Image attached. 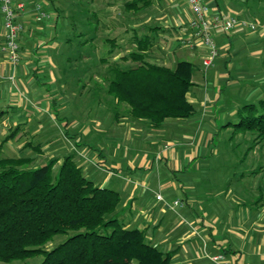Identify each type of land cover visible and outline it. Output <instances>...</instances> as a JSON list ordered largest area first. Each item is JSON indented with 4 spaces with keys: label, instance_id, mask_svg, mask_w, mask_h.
<instances>
[{
    "label": "crops",
    "instance_id": "crops-1",
    "mask_svg": "<svg viewBox=\"0 0 264 264\" xmlns=\"http://www.w3.org/2000/svg\"><path fill=\"white\" fill-rule=\"evenodd\" d=\"M16 2H23L25 9L18 17V20L23 26L18 39L21 57L14 66L8 62L3 52L4 29L3 16L0 12V110L6 111L0 120V124L5 119L10 120L12 124L25 122L28 118H26L25 121L23 119L20 120L18 119L19 117L12 112H16L19 109H28L31 111L34 110L33 113L36 114L39 111L37 109L41 107L40 105L43 106L45 104V106L47 105L46 107L54 113L53 115L57 120H61V118L65 120L64 126L68 118L60 115L59 94L57 95L56 90H51V88L47 90L46 88L48 85H52V81L46 73V68L52 65L51 59H53L52 56H54V50L57 46V41L55 39L53 40L55 36V21L48 20L50 16L38 20L35 10L36 3L41 2L44 6L48 7L50 5V0H14V3ZM205 2L210 8V14L234 13L232 9L228 7L227 2L222 3L218 0H205ZM131 10L138 16V19L128 21V29L133 28L141 30V28H145L146 26V31L144 30L138 36H150L153 46L154 42L157 43V41L161 39H163L166 44L164 48L162 47L164 51L161 57H154L157 59V63L173 67L177 61H180L170 59L169 57L171 48L168 36L175 35V39L181 46L189 48L188 51H185L181 55L186 57L188 54L190 55L189 58L193 59L183 58L181 60L194 63L197 72L201 76L200 79L202 80V77L204 78L211 67L205 69L203 66V59L207 55V48L201 51V44L196 43L192 47H189L184 46L181 41L182 39L191 37L190 35L192 32L188 26V22L191 18V11L186 0H150L149 3L144 6L139 2L137 8ZM138 13L140 15H138ZM239 17L253 21L245 15L239 14ZM258 23H264V21L259 20ZM152 27L158 28L152 30ZM240 27L242 26H236L234 27L235 29H233L239 30ZM256 31L258 32L257 38L251 37L248 33L242 35L239 34V31H235L234 34L232 32L229 33V31L223 32L221 28H215L213 36L218 48V53H220L216 64L221 62L223 65H227V69L230 71L233 69V65L230 62V58L235 55H233L234 52H230L233 45L232 39L235 41H248L249 43L251 41H259L262 45V50H264V30L259 28ZM224 35L229 38H225ZM194 59H197V62H195ZM159 60L161 61L159 62ZM214 66L216 65L213 64L211 68ZM262 72L264 71L254 70L250 72L249 75L251 74L252 77L257 78V75ZM198 73L196 75L194 71L192 76L194 84L187 94L188 100L195 107V114L186 119H169L164 123L162 128L157 131H150L147 134V141L150 147L148 151H153L155 154V168L158 170L161 168L160 162H165L164 166L167 167V169L175 173H181V176H187L188 173H185V170L188 172L191 164L197 162V167L199 165L200 167L203 166L205 161H199L198 158L204 157L205 153L209 152L204 148L210 145L208 141L210 139L209 135L218 132V121H221V124H223L228 120H234L236 110L242 105V102L238 100L234 101L237 92H243V96L247 97L246 99L249 98L253 100L252 102H256L264 97L263 95L258 98L255 96L256 93L252 95L251 87L245 89L247 82L253 86L257 85L256 78L245 81V77L247 76L243 74V81L241 79L239 80V78H232L230 74L222 72L219 75V80L217 79V84L215 83L219 85L218 90L215 91L214 94L211 93L213 96L211 100L208 101L206 94L202 93L201 95L203 90L199 88ZM252 82L254 84H252ZM231 90H235V92L231 94ZM223 92H227L229 97L231 95V99H228L229 101L225 100V102H220L218 106V99ZM28 93L31 95V99H29ZM32 99L38 105H31L30 101H32ZM53 101H55L54 104ZM97 103L99 102L96 101V104ZM56 112L59 113V117L56 115ZM193 123H199L200 126L194 129ZM169 125H174L175 127L172 128V126ZM202 125L205 126V130H202ZM135 126L129 125L126 133L123 131V128L116 129L114 135L107 134L105 138L103 137L99 140L98 137L90 142L84 138L83 133L79 134V131H76L78 135L77 138L79 137L80 139L79 146L81 147V151H76L78 154H81L82 157L80 159L82 161H78L77 158L75 160L82 168L85 160H91L99 166H106L107 170L112 173L111 176L117 178H121L119 174L123 175V173L127 172L132 173L137 167L142 170L145 169L143 171L144 173L139 176L142 180L137 181L135 187L141 183L145 185V180L150 177V171L147 169L149 167L152 168V165L147 163L146 153L148 151H145L146 153L144 154L140 148H136L133 145L134 148H131L132 151L130 152V142L127 140L129 134L135 131H142L140 126ZM64 129L65 132L66 130L74 132L71 131L72 127L70 129L64 127ZM166 137L171 139L173 143L162 142ZM11 139L12 138H10L9 141ZM203 139H207L205 144H202ZM73 140L75 141L76 138ZM108 143L112 145V151L107 150ZM53 150L56 151V149ZM107 155L110 159L109 162L108 159H106ZM158 157L160 158L159 160ZM185 186L188 187V191L186 190L183 198H181L182 205H174V201L171 202L169 199V192L158 193L161 195L162 200L158 199V201L155 202L151 200L145 203L142 200V192L138 191L136 194L134 190H131L127 194L125 193L124 199L121 202V207L125 208L130 206L131 208H137L139 207L138 201H140L139 212L141 217L139 219H130L128 223H138L140 225L139 228L145 230L146 238L152 244L156 245L164 252L171 251L173 254L170 264H195L198 259L197 250L200 248L201 243L203 244V250L208 252L210 257L222 255L225 259H228L230 264H245L242 253L247 245L252 246V248L256 244L264 247V240H257L258 234H264V221L259 223L257 219L258 212L263 209V204L261 209L257 207L259 203L257 200L259 197L255 200V206L253 208L252 205L250 206L247 202L243 201L241 191L228 187L226 195L224 196L226 199L224 198L221 202H209L208 199L195 196L194 192L190 191L193 187V182H188ZM160 189L159 191H161ZM167 190L168 188L166 187V191ZM228 193H234V195L232 197L227 196ZM178 217H180V219H178ZM197 246L199 247L196 248Z\"/></svg>",
    "mask_w": 264,
    "mask_h": 264
},
{
    "label": "rangeland",
    "instance_id": "rangeland-1",
    "mask_svg": "<svg viewBox=\"0 0 264 264\" xmlns=\"http://www.w3.org/2000/svg\"><path fill=\"white\" fill-rule=\"evenodd\" d=\"M57 1L66 9L65 13L69 15H71L70 13H73L72 15L75 17H79L81 16L80 14H82L83 21H86V16L89 12L96 13L99 18L98 28L95 31L96 38L88 52H84V54H82L81 57H78V59L65 63L67 53L70 55H75L77 53L76 51L74 52L76 49L65 48V52L67 50L69 51L64 55L57 53L52 56V65L46 68V73L52 81L51 90H56L57 95L59 94L60 115L67 117L69 122L67 121L63 126L65 120L62 118L61 120H57L53 115L54 113L51 112L45 104L43 106L39 104L41 107L40 109H37L39 111L36 114L33 113L34 110L31 111L28 109H19L16 112H12L19 117L18 119H23L25 121V119L28 118V120L12 124L10 120L5 119L0 124V144L2 143L0 147V157L33 155L35 156V164L47 162L51 157H59L60 163L62 160L61 158L64 155L74 153L75 159L77 158V160L81 162L82 160L80 158L82 156L76 151H81V147L77 145L73 139L67 136L64 127H68V129L72 127L71 131H74L75 133L76 131H79V134L83 133L84 138L90 142L98 137L99 140L103 137L105 138L107 134L114 135L116 129L123 128V131L126 133L129 125H136L135 127L140 126L142 128V131H135V134L133 132L129 134L127 140L130 142V152L135 146L136 148H140L145 154V151L150 149L149 142L147 141V134L152 130H148L141 123L134 121L128 116H120L118 120L113 118V110L111 108L113 102H111L110 96L105 92L107 81L102 80V78L113 61L116 60L120 65H124L120 55H128L136 49L134 35H139L144 30L146 31V26L145 28H141V30L133 28L128 29V21H131L132 19L137 20L138 16L135 15L132 10H128L125 6L126 0H79V3L77 4L76 0ZM218 1H221L222 3L227 2L228 7H230L234 13L240 12V15H245L256 22H259V20L264 21V0ZM38 4H41L42 9L47 14H50L48 20L56 19L57 16L55 17L53 6L49 5L46 7L41 2H38ZM138 15L140 14L138 13ZM63 19L64 18L60 20V25L62 24ZM234 29L230 30L229 33L232 32L235 34V31H239V34L242 35L248 33L251 37L257 38L258 36L256 30H251L247 27H240L239 30ZM212 32H214V30ZM224 37L229 38L226 35H224ZM111 38L117 43V46H115L114 49V55L110 56L107 62L101 63L99 60L100 54L109 47V43L106 44L105 40ZM168 38L171 48L169 51L170 59H191L188 54L186 57L181 55L185 51H188L189 48L181 46L175 39V35H170ZM75 43H77V41H75ZM232 44L230 52H234L233 55H235L230 58V62L233 65L231 71L227 69V65H223L221 62L216 64L220 53H218L214 62V65L216 66L213 68H211V66L204 78L202 77V80L200 79L201 76L197 72V69L195 70V74L197 75L198 73V80L200 83L199 88L200 90H203L201 95L202 93L206 94L208 101H210L213 96L211 93L214 94V92L218 90L219 85L216 84L220 78L219 75L222 72L230 74L232 78H239V80L241 79L243 81L244 79H242V76L244 74L247 76L245 77V81H249L251 78H256L252 77L251 74L249 75L250 72L254 70L264 71V50H262V45L259 41H251L249 43L248 41H235L232 39ZM165 46L166 44L163 39L157 41V43L154 42L153 48L150 49L148 60L158 62L154 57H161ZM205 48L206 47L201 45L200 50L204 51L206 50ZM161 60H159V62ZM194 61L197 62V59H194ZM83 69H88L85 75H81V73L79 74ZM77 73L79 77H82L81 80L79 77H76L77 75L75 74ZM93 73H97L95 79L102 83L101 86L96 84L95 80L89 79V75ZM263 77L264 72L261 74L259 73L256 78L258 84L253 86L247 82L245 89L251 87L252 95L256 93L255 96L260 98L264 95ZM252 84L254 83L252 82ZM233 92H235V90L230 91L231 94ZM27 95L29 99L32 98L29 93ZM230 97L227 92H223L218 99V106L220 102H225V100L227 101L228 99L230 100ZM96 98L100 99V102L97 104ZM234 98V101L238 100L242 102L241 104L253 101L249 98L246 99L247 97L243 96V92H237ZM30 103L31 105L36 104L33 99ZM123 109L124 106L120 108V114H123ZM219 111L222 112L221 110ZM221 123V121H218V126H220L218 132L216 130V134L212 133L209 135L211 139L208 140L210 145L204 147L209 152H206L204 157L198 158L199 161L204 160L205 164L201 167L200 165L197 167V162L195 163L196 165L191 164L189 171L187 172V170H185V173H188L187 176H181V173H175L167 169V167L164 166L165 162H160L161 168H159V170L155 168L156 159L153 151H148L146 153L147 163L152 165V168L149 167L147 169L150 171V177L145 180V185H142L141 183L135 187V183L142 180L139 176H141L145 170H142L139 167L133 170L132 173L127 172L123 173V175L119 174L121 178L111 176L112 173L107 170L106 166H99L91 160H85L83 165L84 169H82L84 174L91 178L96 185L117 190L121 196V202L124 199L125 193L127 194L131 190H134L136 194L138 191H141L142 200L145 203L151 200H154V202L158 201V199L156 200V195L160 192H169V199L173 202L174 199L183 198L185 194L184 192L186 190L188 191V187L185 186L188 182H193V187L190 191H193L195 196H201L208 199L209 202H221L224 198L226 199L224 196L226 195L228 187H232L234 190L237 189L241 191L243 201L247 202L250 206L252 205L253 208L255 206V200L259 197L257 207H260V209L263 207V209L258 212L257 219L258 222L261 223L264 221V140L253 146L252 136L249 133L243 134L238 132L233 134L232 127L227 129L222 128ZM169 126H172V128L175 127L174 125ZM198 126H200L199 123H193L194 129H197ZM16 127H18L17 135H15L16 137L14 136L10 141L7 140L3 142V139H5V137ZM202 130H205L204 125H202ZM206 141L207 139H203L202 144H205ZM162 142L173 143L168 137ZM107 147L108 151H112L113 147L110 143L107 144ZM53 149H56V151ZM159 157L158 160L160 159ZM106 159H108V162L110 161L108 155L106 156ZM166 187L168 188L167 191ZM159 189L161 191H159ZM233 195L234 193L227 194V196L231 197ZM138 202L139 207L137 208H131L130 206L124 208L121 207V205L116 213L118 220L126 227L139 228L140 226L138 223H128L130 219H139L141 217L139 212L140 201ZM178 219H180V217H178ZM258 235L257 240H264V234ZM64 238L65 236L61 234L55 236L54 239L50 241V243H54L48 244L47 247L49 248L63 241ZM202 246L203 244L201 243L200 248L197 250L198 259L195 264H218L210 259V254L204 251ZM198 247L199 246L196 248ZM242 255L245 264H264L263 246H258L256 244L252 248V246L247 245L244 248ZM42 258L43 255L39 254L24 260L16 259L10 262H0V264H37Z\"/></svg>",
    "mask_w": 264,
    "mask_h": 264
},
{
    "label": "trees",
    "instance_id": "trees-1",
    "mask_svg": "<svg viewBox=\"0 0 264 264\" xmlns=\"http://www.w3.org/2000/svg\"><path fill=\"white\" fill-rule=\"evenodd\" d=\"M149 1L127 0L125 4L131 10L137 8L139 2L144 6ZM49 3L57 16L54 55H64L69 51L65 52L66 49L72 48L77 53H67L65 63L78 59L90 50L96 38L97 14L89 12L83 21L82 14L75 17L73 13H65L66 9L57 0ZM60 18H64L61 25ZM105 41L109 47L100 54L101 63L114 55L117 46L113 38ZM134 41L136 49L128 55H120L124 65L113 61L102 78L107 81L105 92L113 102L114 119L128 116L148 130L157 131L169 119L193 116L195 107L187 94L194 84V63L180 60L169 67L149 61L152 38L136 34ZM87 70L79 74L85 75ZM96 74H90L89 79L101 86L95 79ZM75 75L79 77L78 73ZM122 106L123 114H120ZM5 113L0 110V120ZM56 115L59 117L58 112ZM221 127H232L233 134L249 133L253 146L263 141L264 97L242 104L236 110L235 119ZM17 132L18 127L3 142ZM66 134L80 144L77 133L66 130ZM61 159L59 163V157H51L47 162L35 164L33 155L0 157V262L42 254L37 264H170L171 251L164 252L152 244L144 229L126 227L118 220L116 213L122 203L117 190L96 185L84 174L74 153ZM59 234L65 236L64 240L48 248Z\"/></svg>",
    "mask_w": 264,
    "mask_h": 264
},
{
    "label": "built area",
    "instance_id": "built-area-1",
    "mask_svg": "<svg viewBox=\"0 0 264 264\" xmlns=\"http://www.w3.org/2000/svg\"><path fill=\"white\" fill-rule=\"evenodd\" d=\"M191 11V18L188 26L191 29V37L182 39L184 46L192 47L194 44H201L207 48V55L203 59L204 68H209L214 64L218 55V48L213 36L215 28H221L228 32L236 26L247 27L251 30L261 28L264 30V23L250 21L239 17L236 13H213L210 14V8L205 0H186ZM25 9L23 2L14 0H0V12L3 16L4 45L3 52L8 62L14 66L20 60V47L18 43L19 36L23 29L22 23L18 20L19 14ZM36 18L42 20L49 15L42 9L41 4L36 3ZM157 199L162 200L161 195L157 194ZM174 205H182L181 199H175ZM211 260L218 264H230L222 255H215Z\"/></svg>",
    "mask_w": 264,
    "mask_h": 264
}]
</instances>
